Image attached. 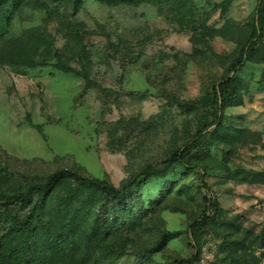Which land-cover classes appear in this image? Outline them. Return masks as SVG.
<instances>
[{
	"label": "rangeland",
	"instance_id": "rangeland-1",
	"mask_svg": "<svg viewBox=\"0 0 264 264\" xmlns=\"http://www.w3.org/2000/svg\"><path fill=\"white\" fill-rule=\"evenodd\" d=\"M258 0L60 5L5 0L0 9V194L71 170L134 181L123 199L68 177L47 196L32 264H264V41L238 74L216 123L207 93L249 36ZM206 142L165 170L176 149ZM148 165L160 170L138 176ZM198 229L190 226L211 214ZM32 205L0 208V237ZM71 225L58 256L48 228ZM63 248V245H62Z\"/></svg>",
	"mask_w": 264,
	"mask_h": 264
},
{
	"label": "trees",
	"instance_id": "trees-1",
	"mask_svg": "<svg viewBox=\"0 0 264 264\" xmlns=\"http://www.w3.org/2000/svg\"><path fill=\"white\" fill-rule=\"evenodd\" d=\"M53 3L77 4L82 0H49ZM111 4L122 3H143L150 2L160 4L164 0H99ZM170 1V0H165ZM24 0H14V5L18 7ZM5 0H0V9ZM264 41V0H258L256 16L251 24L248 38L242 44L238 55L227 68V71L221 80L215 83L212 90L207 93L206 107L207 111L212 114L214 121L219 123L223 117L224 110L233 105L236 99L238 88V74L243 69L249 57L256 51L259 45ZM205 130H197L189 141L182 147L174 150L164 161L165 170L176 164H187L192 154L205 144ZM160 170L154 165H148L143 168L138 176H151L159 173ZM68 177L77 178L81 184L93 188L103 194L109 200L123 199L128 191L133 187L134 181L127 183L124 187L118 188L110 181L94 177L91 174L81 173L71 170H60L52 173L44 183L32 184L26 190L15 193L0 194V208H11L14 205L18 207L31 206L24 214L15 219V222L9 230L0 237V264H32L34 263L31 255L38 251L36 246L35 229L36 223L40 218L41 211L44 207L47 196L58 186L60 182ZM210 212L198 217L190 226L192 238L196 240L198 229L208 225L214 218L213 212L218 207V201L211 198ZM71 225L64 226L56 233L52 232L51 227L48 228L49 236L44 241L45 251L51 252L50 256L55 258L58 253L66 247V240L62 237L71 234ZM63 245V248H62ZM196 259V254L191 258L178 260L177 264H192Z\"/></svg>",
	"mask_w": 264,
	"mask_h": 264
}]
</instances>
